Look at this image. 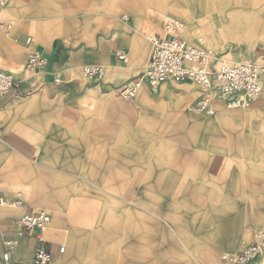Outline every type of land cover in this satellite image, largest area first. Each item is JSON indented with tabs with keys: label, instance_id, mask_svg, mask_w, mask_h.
<instances>
[{
	"label": "crops",
	"instance_id": "1",
	"mask_svg": "<svg viewBox=\"0 0 264 264\" xmlns=\"http://www.w3.org/2000/svg\"><path fill=\"white\" fill-rule=\"evenodd\" d=\"M240 1L242 0H11L7 4L3 18L9 21L12 29L9 33L0 30V59L5 68L14 73L16 87L9 94L0 97V190L7 199L19 198L24 204L16 208L11 205L0 206V260L4 238L14 236L18 231L16 218L29 210L50 208L51 223L43 237L53 246V264H86L89 261L81 232L74 229L65 231L72 221L62 213L59 205L54 204L59 203V192L101 190L96 189L95 185H84V188L77 189L79 185L65 184L66 173L59 171L57 166H60L59 160H65L71 154H79L71 145H100L102 142L97 141L109 139L102 136H76V133L64 131L63 128L69 125L80 129L82 125L84 127L87 123L95 122L75 113L103 108L111 111L112 108L78 102L90 96L105 98L115 93L121 98L120 90L127 83L141 78L144 65L150 59V38L162 33L163 13L186 24L184 38L189 39L193 32H199L217 47L220 41V36L216 35L218 31L235 29L243 23L242 17L246 12L236 8L241 4ZM123 16H128V21ZM27 37L32 38L31 44L24 42ZM33 53L46 58L47 65L44 68L27 70V59ZM119 53L128 55V63L118 60ZM20 65L24 66L23 69L13 70L14 66L18 68ZM85 65L103 66L104 77L100 80H84L82 68ZM56 78H60L61 82L56 83ZM185 84H193L195 88L192 85L179 87L169 81L160 87L162 90L157 98L169 102L173 107L171 112L181 113L183 104L188 102L185 111L197 114L188 112L187 107L197 104L205 92L194 83ZM160 89L153 92L143 82L137 98L142 90H149L156 95ZM140 107L143 106L137 108ZM215 107V115L204 121L205 126L215 123L218 114H229L225 109L233 110L221 101H216ZM232 114L245 118L243 122L231 124L234 129L242 130L234 133L238 134L235 139L239 142L252 138V130H256V136L253 137L255 140L252 139L254 146L256 145L255 151L264 155V90L247 111H234ZM180 118H183L182 115ZM195 132L189 128L190 137L186 142L202 148L205 141L201 140V135L206 129L204 127L203 131L199 130L198 137ZM82 150L80 148L78 151ZM92 150L96 151V148H90ZM49 160L58 161L56 164H49ZM86 181L93 182L92 179ZM227 181L224 184L229 182ZM106 184L120 187L123 192L129 191V182L121 173L114 174L111 171ZM249 184L248 199L256 201L253 193L258 192L257 181L250 178ZM247 201L248 208L258 207L257 201L253 205ZM262 206L264 205L259 203V207ZM218 216L221 230L218 239L225 243L223 246L232 250L240 246L239 250L225 254L241 251L248 244L239 241L242 237L252 240L251 229L256 223V217L250 212L241 223L242 220H235L233 215L228 217L225 213H218ZM192 230L196 237L208 239L205 226ZM37 243L35 237H25L13 254V262L29 263ZM194 243L195 247H202L207 251L206 255L199 253L196 256L197 262L207 257L208 264H219L216 261V250L209 251L197 239ZM62 245L65 246V252L61 254L59 247ZM222 262L227 264L223 260Z\"/></svg>",
	"mask_w": 264,
	"mask_h": 264
},
{
	"label": "rangeland",
	"instance_id": "2",
	"mask_svg": "<svg viewBox=\"0 0 264 264\" xmlns=\"http://www.w3.org/2000/svg\"><path fill=\"white\" fill-rule=\"evenodd\" d=\"M240 3L236 8L246 12L243 23L235 29L215 32L220 36L218 46L206 39L208 46L226 62L264 64V0ZM166 16L167 13L161 16L162 26ZM199 34L193 32L189 40ZM23 67L14 66L13 70ZM176 85L195 88L193 84ZM161 90L156 95L142 90L133 104L124 102L117 93L105 98H83L79 104L112 109L76 112L75 115L95 122L80 129L73 125L62 127L76 136L109 138L97 141L102 142L100 145H71L79 154L59 160L57 166L69 178L65 184L79 185L77 189L95 185L101 190L59 192V203L54 204L72 221L65 231L74 229L84 237L89 260L86 264H208L207 257L195 260L199 253L203 256L207 252L194 246L195 239L209 251L216 250V261L224 264L221 256L240 246L227 249L218 239V213L233 215L241 223L250 212L256 217L252 240L242 237L241 243H252L257 229L264 227V206L259 207V203L264 205V155L255 151L252 139L255 140L256 130H252V138L238 142V134L234 133L242 130L231 125L245 119L232 112L243 113L248 108L225 109L229 114H218L215 123L205 126L204 121L210 117L187 113L188 102L183 104L181 113L171 112L169 102L157 98ZM204 127L201 140L205 146L197 148L186 142L189 128L198 137ZM79 147L83 149L80 152ZM99 147L102 149L97 150ZM110 170L126 177L129 191L106 184ZM250 178L257 181L258 192L253 193L257 202L248 199ZM91 179L94 183L86 181ZM247 200L251 205L256 202L258 207L248 208ZM43 210L52 215L50 208ZM201 225L207 228V240L193 233L192 228Z\"/></svg>",
	"mask_w": 264,
	"mask_h": 264
},
{
	"label": "built area",
	"instance_id": "3",
	"mask_svg": "<svg viewBox=\"0 0 264 264\" xmlns=\"http://www.w3.org/2000/svg\"><path fill=\"white\" fill-rule=\"evenodd\" d=\"M11 0H0V30L9 33L12 25L3 18V11ZM128 21V16H123ZM184 23L174 16H166L161 34L150 38L151 55L144 67L141 78L127 83L120 96L127 103H134L143 80L148 87L156 92L160 87L171 81L176 84L191 82L203 88L204 96L197 104L187 107L190 113L214 116L215 102L221 101L229 109L248 108L256 102L264 90V64L256 62H226L217 56L208 46L203 35L193 41L180 36ZM26 44L32 38H25ZM118 60L128 63L126 53H119ZM47 65V60L38 53L31 54L26 62L29 71H37ZM85 78L100 80L104 77L103 66L85 65L82 68ZM60 83V78L55 79ZM16 87L14 73L7 70L0 59V97L9 94ZM19 198L9 200L0 190V206L11 205L22 207ZM51 215L44 210H29L15 220L18 229L16 235L5 237L0 264H53V246L44 239L49 230ZM25 237H35L37 246L29 263L13 262V254L19 249ZM65 252V246L59 247V253ZM264 227L255 232L251 244L234 254H225L222 260L227 264H264Z\"/></svg>",
	"mask_w": 264,
	"mask_h": 264
},
{
	"label": "bare ground",
	"instance_id": "4",
	"mask_svg": "<svg viewBox=\"0 0 264 264\" xmlns=\"http://www.w3.org/2000/svg\"><path fill=\"white\" fill-rule=\"evenodd\" d=\"M183 22V21H182ZM184 23V22H183ZM184 25H185V27L182 29V31H181V33H180V36L181 37H183V34H184V32H185V30H186V24L184 23ZM150 55H151V53H150ZM104 71H105V69H104ZM143 80L140 82V89H141V87H142V84H143ZM140 89H139V91H140ZM139 94V93H138ZM262 258H264V253H263V255H262Z\"/></svg>",
	"mask_w": 264,
	"mask_h": 264
}]
</instances>
